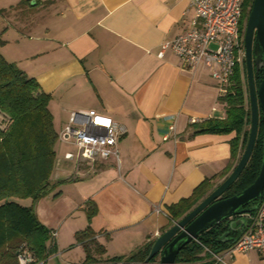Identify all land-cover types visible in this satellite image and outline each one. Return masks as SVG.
<instances>
[{
  "label": "crops",
  "instance_id": "crops-1",
  "mask_svg": "<svg viewBox=\"0 0 264 264\" xmlns=\"http://www.w3.org/2000/svg\"><path fill=\"white\" fill-rule=\"evenodd\" d=\"M191 2L0 0V53L51 96L58 132L52 182L72 178L35 203L39 221L56 236L47 242V257L33 264L126 261L171 226L167 206L205 180L221 182L235 166L220 176L230 161L233 132L194 133L198 123L225 116L211 68L187 65L163 48L190 28ZM77 109H93L125 126L118 161L66 159L70 151H64L68 166L61 167L57 148L70 143L59 135ZM72 218L78 220L69 224ZM87 226L104 247L90 259L75 241ZM222 257L229 264H264L256 250L224 251ZM205 261L224 264L211 256Z\"/></svg>",
  "mask_w": 264,
  "mask_h": 264
},
{
  "label": "trees",
  "instance_id": "trees-1",
  "mask_svg": "<svg viewBox=\"0 0 264 264\" xmlns=\"http://www.w3.org/2000/svg\"><path fill=\"white\" fill-rule=\"evenodd\" d=\"M252 1L244 0L243 21L247 19ZM244 71L243 75L237 65L226 91L220 94L219 101L224 105L225 116L213 117L198 123L194 132L234 133L229 141L230 161L220 176L238 162L249 134L248 87L246 90L243 84L244 77L247 79L246 65ZM262 77L264 69L254 72L256 86ZM50 99V94L40 88L34 77L28 76L0 53V112L4 114L2 117L5 119L4 127L0 125V264H18L17 249L22 243H26L30 248L36 262L45 259L51 252V249L47 248L51 231L39 221L35 212L36 201L47 195L53 187L52 173L58 132L48 107ZM262 137L264 112L259 110L258 132L250 159L239 177L222 194V198L238 193L253 183L257 177L261 165ZM212 186L210 180H205L190 196L167 206L169 225L181 219L196 206L210 192ZM23 198H30L31 204L23 206L21 204ZM91 211L87 207L88 219L91 218ZM236 218L237 216L225 219L198 235L180 250L176 264H209V261H205L210 256L206 248L213 252L225 250L242 233L243 226L237 231L230 228L231 222ZM225 233L228 239L220 240ZM75 241L82 243L88 259L91 258L93 251L98 255L104 252V247L95 241L90 226L77 231ZM153 242L136 250L125 260L142 263ZM121 259L115 258L103 264H116L115 262Z\"/></svg>",
  "mask_w": 264,
  "mask_h": 264
},
{
  "label": "built area",
  "instance_id": "built-area-1",
  "mask_svg": "<svg viewBox=\"0 0 264 264\" xmlns=\"http://www.w3.org/2000/svg\"><path fill=\"white\" fill-rule=\"evenodd\" d=\"M243 3L244 0H192L194 17L190 28L163 45V48L170 47L187 65L203 62L211 68V76L220 94L226 91L235 67L240 65L245 56L243 34L246 21H243ZM169 119V130L174 132L175 118L169 116ZM125 132V126L110 116L93 109H77L69 112L68 121L59 138L78 150L76 155L66 152V159L80 156L94 162L114 156L118 161L117 144ZM155 211L160 210L156 208ZM240 217L245 219L242 233L231 246L222 252L206 248L214 263L229 264L223 261L224 251L234 253L256 250L264 260V196L253 212ZM158 235L156 232L155 236ZM50 236L54 238L56 232L51 231ZM20 252L18 264H33L36 261L32 252L25 249H20ZM115 263L141 264L121 260Z\"/></svg>",
  "mask_w": 264,
  "mask_h": 264
},
{
  "label": "water",
  "instance_id": "water-1",
  "mask_svg": "<svg viewBox=\"0 0 264 264\" xmlns=\"http://www.w3.org/2000/svg\"><path fill=\"white\" fill-rule=\"evenodd\" d=\"M244 50L247 87L250 105V126L245 148L230 173L201 201L178 221L160 233L154 240L147 257L141 264H176L180 250L205 230L225 219L237 218L230 224L231 230H239L245 219L243 214L253 212L264 196V137H262L261 165L257 177L238 193L222 198V194L235 182L252 154L258 132L259 110L264 112V77L258 86L254 72L264 69V0H253L244 30ZM227 233L220 240L228 239Z\"/></svg>",
  "mask_w": 264,
  "mask_h": 264
},
{
  "label": "rangeland",
  "instance_id": "rangeland-1",
  "mask_svg": "<svg viewBox=\"0 0 264 264\" xmlns=\"http://www.w3.org/2000/svg\"><path fill=\"white\" fill-rule=\"evenodd\" d=\"M243 36H244V34H243ZM245 56H243V58L241 59V62H240V65H239V71H240V73H242L243 75H244V73H245ZM243 84H244V88L247 90V79H246V77H244V79H243ZM0 125H1V127H4V125H5V119L2 117V116H0ZM58 150H57V153H59L58 154V156L60 155V158L63 160V163H62V166L61 167H66V162L64 161L65 159H63V154H64V151H70V152H72L74 155H76L77 154V148L75 147V146H73L72 144H67V145H64V147H61V149L60 148H57ZM59 151V152H58ZM68 166V165H67ZM71 177H73V178H76V175L74 174V173H72V175H71ZM72 181V178H68V179H66V180H55V181H53V187H52V189H51V191L50 192H52V190L53 189H55V188H57L58 186H60L61 184H63V183H66V182H71ZM220 182H217L216 184H214L212 187H211V189H210V191L215 187V186H217L218 184H219ZM31 202H32V200L30 199V198H23V199H21V204L23 205V206H29L30 204H31ZM76 220H78L77 218H72V219H70L69 221H68V223L70 224H72V223H74ZM49 241L51 242V239H49ZM20 249H25V250H27V251H30V252H32L31 250H30V248L26 245V243H22L19 247H18V249H17V252H20ZM21 253V252H20ZM18 255V254H17ZM158 257V256H157ZM33 263H36V261L35 262H33Z\"/></svg>",
  "mask_w": 264,
  "mask_h": 264
},
{
  "label": "flooded vegetation",
  "instance_id": "flooded-vegetation-1",
  "mask_svg": "<svg viewBox=\"0 0 264 264\" xmlns=\"http://www.w3.org/2000/svg\"><path fill=\"white\" fill-rule=\"evenodd\" d=\"M157 260H158V257H155L154 260H151L152 264H156Z\"/></svg>",
  "mask_w": 264,
  "mask_h": 264
}]
</instances>
